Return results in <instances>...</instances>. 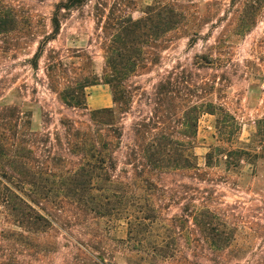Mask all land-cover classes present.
Instances as JSON below:
<instances>
[{
	"label": "rangeland",
	"instance_id": "1",
	"mask_svg": "<svg viewBox=\"0 0 264 264\" xmlns=\"http://www.w3.org/2000/svg\"><path fill=\"white\" fill-rule=\"evenodd\" d=\"M62 1L0 0V21L13 24L0 33V105L22 113L21 133L50 134L48 148L58 152L62 145L66 148L61 119L69 116L87 131V118L69 109L59 92L67 88L69 94H77L80 83L90 76H97L98 82L85 89L88 109L115 108L112 88L103 77L114 31L105 26L114 20L154 17L174 28L161 33L159 44L150 39L160 48L159 62L139 69L125 82L133 99L129 112L120 115L124 136L117 174L132 170L126 163L135 148L136 123L149 124L153 136L174 134V146L181 153L189 131L181 122L195 117V112L188 114L189 108L202 104L206 84L216 85L208 98L242 124L239 141L250 143L256 121L264 118V0H89L81 8L63 11L59 34L46 40L55 7ZM44 41V53L34 69L31 59ZM162 87L164 105L159 107L157 92ZM230 144L219 135L217 116L201 114L195 139L204 172L201 180L193 181L182 169L154 173L152 198L159 219L150 242L182 249L180 258L162 264H264V159L235 167L205 166L210 147ZM195 210H210L213 231L205 232V222L211 221L208 214L199 218L204 226L195 225L190 217ZM67 216L61 232L24 233V244L15 238L5 240L10 264H138L123 248L126 222L82 215L78 219L75 210ZM2 232L10 237L14 236L10 232L21 230L0 207ZM218 243L228 244V249L215 250Z\"/></svg>",
	"mask_w": 264,
	"mask_h": 264
},
{
	"label": "trees",
	"instance_id": "2",
	"mask_svg": "<svg viewBox=\"0 0 264 264\" xmlns=\"http://www.w3.org/2000/svg\"><path fill=\"white\" fill-rule=\"evenodd\" d=\"M89 0H64L56 5L52 23V33L46 40L54 39L60 32L63 11L70 12L81 8ZM13 24L0 21V33L10 30ZM114 31L113 39L105 56L104 80L112 88L115 108L89 110L86 106L85 89L96 85L97 76H90L80 83L77 94L62 88L60 99L71 110L82 112L89 122L87 131L78 128V122L69 116L61 119L64 129L66 148L63 145L58 152L48 148L50 134L20 131L22 113L16 108L0 105V207L12 224L21 232H10L14 236L0 235V264H10L5 240L24 244V233L45 234L49 229L60 232L68 223V212L78 211L84 219H108L109 222L123 221L127 224L125 239H122L124 251L138 264L172 263L182 255L179 246L151 243L156 220L159 219L152 196L155 192L156 171L186 170L194 180H201L204 172L195 154L197 124L201 114L217 116L218 132L222 141L231 144L212 146L205 156V166L212 169L221 163L226 166H240L242 163H254L264 159V118L256 121V130L250 143H242L238 134L242 124L223 105L208 97L215 93L216 85L206 84L202 104L190 106L188 114L196 113L194 118L181 122L188 129L183 138L181 153H178L172 139L174 134L153 136L148 132L147 123H136L135 148L129 154L132 167L125 175L117 174L119 169L118 151L121 149L123 130L120 115L128 113L132 104V92L125 82L139 69L159 62L161 33L174 28L155 22L154 17L138 20L133 18L114 20L105 29ZM155 37V38H154ZM44 41L31 59L34 69L44 53ZM150 44H147L149 43ZM150 48L155 52H151ZM211 65L213 62L207 58ZM51 77V72L49 71ZM166 91L162 87L157 92V105L164 104L161 97ZM67 92V93H66ZM161 112V111H157ZM160 120V118H159ZM230 129V132L227 130ZM44 139V140H42ZM235 144V145H234ZM225 158V159H223ZM55 194V195H54ZM185 213V212H184ZM212 215L210 210L203 213L195 210L192 216L195 225L204 226L200 216ZM82 218V217H80ZM214 221L205 222V232L213 231ZM5 231V230H4ZM170 236H166V239ZM221 243V242H220ZM216 244L214 249L221 252L228 244ZM95 258L94 254L91 255ZM89 264H96L89 261Z\"/></svg>",
	"mask_w": 264,
	"mask_h": 264
}]
</instances>
